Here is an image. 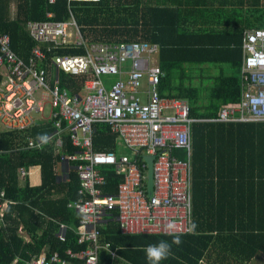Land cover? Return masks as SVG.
<instances>
[{
    "label": "trees",
    "instance_id": "1",
    "mask_svg": "<svg viewBox=\"0 0 264 264\" xmlns=\"http://www.w3.org/2000/svg\"><path fill=\"white\" fill-rule=\"evenodd\" d=\"M171 6H161L160 0L149 4L145 0L69 4L67 0H0V34L10 37L11 49L24 60L34 45L26 24L67 21L70 14L88 41L159 43L160 94L186 98L193 117H215L221 106L238 101L242 30L264 28V0H175ZM195 10L198 24L188 23L192 15L197 17ZM213 14L223 16L224 23H206ZM84 54V48L73 46L51 48L45 56L48 60L53 55ZM212 66L218 69L216 73L209 72ZM57 75L60 88L72 93L79 91L84 81L61 72ZM94 128V150L114 151L116 135L103 123H95ZM53 130L51 123L45 122L27 132L45 136ZM18 139L23 136L0 131V185L13 201L5 210L7 224L0 228V264L15 260L22 264L40 254L57 253L67 258V250L79 253L88 243H77L74 228L80 214L69 206L79 197L78 162L70 163L65 180L59 179L58 170L61 156L74 155L78 149L67 132L59 153H55V137L36 150H14ZM191 142V219L196 228L192 234L180 236L182 243L173 244L172 254L160 264H199L200 260L206 264L249 263L264 254V122H194ZM179 157L184 159L185 152L180 151ZM37 165L40 185H21L18 170ZM102 172L107 181L105 193H115L121 177L109 166ZM59 223L68 226L65 241L57 238ZM172 239L123 235L110 221L101 227L100 243L110 244L118 257L111 259L107 251L100 250L97 264H149L145 247L160 240L171 243Z\"/></svg>",
    "mask_w": 264,
    "mask_h": 264
},
{
    "label": "built area",
    "instance_id": "2",
    "mask_svg": "<svg viewBox=\"0 0 264 264\" xmlns=\"http://www.w3.org/2000/svg\"><path fill=\"white\" fill-rule=\"evenodd\" d=\"M26 30L34 43L26 60L13 52L10 37L0 34V131L23 136L16 141L15 150L41 149L55 137V153L63 149V133L70 135L78 152L61 156L67 172L61 169L59 179L68 177L71 162H78L79 197L69 206L80 214L77 243L88 245L79 253L67 250V258L40 254L22 264H97L100 250L116 259L110 245L100 243L101 227L110 221L118 224L123 235L192 234L191 125L198 121L264 122V28L242 31L238 101L221 106L210 118L191 116L186 98L160 94L159 43L88 41L71 14L67 21H30ZM73 46L84 48L85 54L46 59L51 48ZM58 72L84 78L79 91L61 89ZM45 122L54 128L50 134L26 135L34 125ZM95 123L106 124L117 137V147L131 154L120 153L117 147L95 151ZM180 151L185 152L184 159L179 157ZM146 156L152 157L150 196L146 194ZM108 166L121 177L112 194L105 193L102 167ZM29 171L30 167L18 170L21 185ZM12 202L0 185V228L7 224L5 210ZM169 223L174 225L173 234H169ZM67 228L59 223L60 241H65ZM199 264L206 263L200 260Z\"/></svg>",
    "mask_w": 264,
    "mask_h": 264
},
{
    "label": "crops",
    "instance_id": "3",
    "mask_svg": "<svg viewBox=\"0 0 264 264\" xmlns=\"http://www.w3.org/2000/svg\"><path fill=\"white\" fill-rule=\"evenodd\" d=\"M146 1V3H155V2H157L158 0H155V1H152V0H145ZM160 3H161V6H170V5H173L174 6V4H175V0H173V1H171V0H160ZM173 6H171V7H173ZM219 5H217V3L215 2L214 3V8H216V7H218ZM214 8H212V9H214ZM202 9V8H201ZM211 9V10H212ZM199 10V9H198ZM198 10H195V12H196V15H197V17H195V16H191L189 19H187V22L188 23H192V24H198V22H199V14H198ZM210 11V10H209ZM192 14V13H191ZM209 14H210V12H209ZM208 14V15H209ZM237 18H238V20L240 19V14L238 13L237 14ZM222 19H224V17L223 16H221V15H218V14H216V15H214L213 14V16L212 17H210V18H208V22H206V23H208V24H214V25H219L220 23H224V21H221ZM243 19H245V18H243ZM242 19V20H243ZM225 20V19H224ZM200 21H201V19H200ZM228 26L229 25H226V30H227V28H228ZM238 28L239 27H236L235 28V30L237 29L238 30ZM243 30H245V29H243ZM242 30V31H243ZM234 31V29H232V32ZM225 39H227V38H225ZM227 41V40H226ZM231 43H229L228 45H229V48H230V46H232V45H230ZM14 52V51H13ZM158 57V56H157ZM158 59V58H157ZM24 60V59H23ZM158 63V62H157ZM217 68H215V67H209V72L211 73H213V72H217ZM225 73L226 74H229V70L228 69H226L225 70ZM26 135H30L29 134V132H27V134ZM16 144V143H15ZM15 146V145H14ZM116 148V147H115ZM15 150V149H14ZM70 166V165H69ZM65 167V165L64 164H59L58 165V170L61 172V169H63ZM29 168V167H28ZM61 173H63V172H61ZM33 174H38V175H34L35 177H36V180L33 182V183H31L30 184V186H39L40 185V183H41V174H40V166H30V171H29V175H28V177L30 176V175H33ZM73 209V208H72ZM74 210V209H73ZM4 217H5V215H4ZM5 220V219H4ZM116 223V222H115ZM117 224V223H116ZM118 225V224H117ZM77 227V226H76ZM76 227L74 228V230H75V232H76ZM110 245V244H109ZM111 248V247H110ZM112 251H115V253H116V249H111ZM116 255H117V253H116ZM77 264H79V261L77 262ZM246 264H264V254L263 253H259L255 258H253L249 263H246Z\"/></svg>",
    "mask_w": 264,
    "mask_h": 264
},
{
    "label": "clouds",
    "instance_id": "4",
    "mask_svg": "<svg viewBox=\"0 0 264 264\" xmlns=\"http://www.w3.org/2000/svg\"><path fill=\"white\" fill-rule=\"evenodd\" d=\"M66 168H67V166H66ZM103 168H106V167H102V169ZM60 176H61V172H60L59 178H60ZM68 177H69V168H68ZM67 178H65V179H67ZM145 179H146V176H145ZM167 228L169 229V234H173L172 230L174 229V225L172 223H169L167 225ZM195 228H196L195 223H192L190 228H189V231L193 232L195 230ZM181 243H182V241H181L180 235H174L171 243L167 240H160L157 243L149 244L144 249L146 259L149 261V264H160V262L162 260L167 259L172 254L171 253L172 245L173 244L179 245Z\"/></svg>",
    "mask_w": 264,
    "mask_h": 264
},
{
    "label": "water",
    "instance_id": "5",
    "mask_svg": "<svg viewBox=\"0 0 264 264\" xmlns=\"http://www.w3.org/2000/svg\"><path fill=\"white\" fill-rule=\"evenodd\" d=\"M151 159L152 157L146 156L144 157V161L146 163V194L147 196H150L151 186H150V180H151Z\"/></svg>",
    "mask_w": 264,
    "mask_h": 264
},
{
    "label": "rangeland",
    "instance_id": "6",
    "mask_svg": "<svg viewBox=\"0 0 264 264\" xmlns=\"http://www.w3.org/2000/svg\"><path fill=\"white\" fill-rule=\"evenodd\" d=\"M141 86H143L144 88L146 87V81L145 80H142L141 82ZM205 94V93H203ZM118 149H119V152H125V153H130L129 150L125 149V148H122L121 146H118ZM64 169H66L65 173L67 172V168L66 166L64 167ZM34 175H38V174H33V175H30L29 177L25 178V180L23 181L24 184H28L30 186L31 183H33L35 180H36V177Z\"/></svg>",
    "mask_w": 264,
    "mask_h": 264
}]
</instances>
